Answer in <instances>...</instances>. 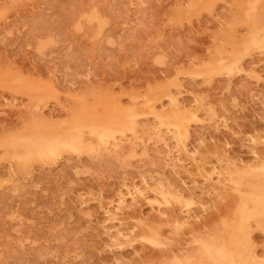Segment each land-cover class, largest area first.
Segmentation results:
<instances>
[{"label":"rangeland","instance_id":"374dc122","mask_svg":"<svg viewBox=\"0 0 264 264\" xmlns=\"http://www.w3.org/2000/svg\"><path fill=\"white\" fill-rule=\"evenodd\" d=\"M263 27L264 0H0V264H264Z\"/></svg>","mask_w":264,"mask_h":264},{"label":"bare ground","instance_id":"6f19581e","mask_svg":"<svg viewBox=\"0 0 264 264\" xmlns=\"http://www.w3.org/2000/svg\"><path fill=\"white\" fill-rule=\"evenodd\" d=\"M261 26H263L262 24H260ZM259 25V26H260ZM260 26V27H261ZM264 28V27H263ZM261 29V28H260ZM262 30V29H261ZM255 31V30H254ZM260 31V30H259ZM258 31V32H259ZM263 31V30H262ZM256 32V31H255ZM254 32V33H255ZM257 32V33H258ZM260 33H263V32H260ZM252 35H254V34H252ZM259 35V34H258ZM258 35H256L257 37H258ZM264 35V34H263ZM261 36V35H260ZM253 37V36H252ZM260 38V37H259ZM262 38V37H261ZM261 38H260V41H261ZM254 39V38H253ZM263 39V38H262ZM252 40V39H251ZM258 40V39H257ZM262 42V41H261ZM251 43V46H252V44H253V42H250ZM259 44H260V42H259ZM262 44H264V42H262ZM261 45V44H260ZM262 47V46H261ZM106 131V130H105ZM104 131V132H105ZM108 133V132H107ZM108 135V134H107ZM177 135V134H176ZM64 137V136H63ZM70 137V136H69ZM81 137V136H80ZM68 138V137H67ZM75 140H76V142H78V139H76L75 137H73ZM73 138H71V139H73ZM173 138H174V136H173ZM61 141H63V140H61ZM80 142H81V140H80ZM80 144V143H79ZM72 147V144L71 143H68V142H64V143H50L49 145H45V146H42V149L41 150H46V151H48L49 153H52V152H54L53 150H55V149H60V150H68V149H70ZM77 148H79V147H77ZM76 148V149H77ZM33 153V152H32ZM31 155V154H30ZM45 157V156H44ZM259 172V171H258ZM258 186V185H257ZM257 190V189H256ZM256 200V199H255ZM254 204L255 205H258V203L257 202H254ZM257 207V206H256ZM259 207H260V205H259ZM264 209V208H263ZM215 238H217L216 236H215ZM219 238V237H218ZM211 245V247L209 248V250H207V251H210V252H213V251H217V244H210ZM238 247V246H237ZM214 256V255H213ZM213 258H215V256L213 257ZM224 258V257H223ZM194 263H195V261H194ZM235 264V263H234Z\"/></svg>","mask_w":264,"mask_h":264}]
</instances>
